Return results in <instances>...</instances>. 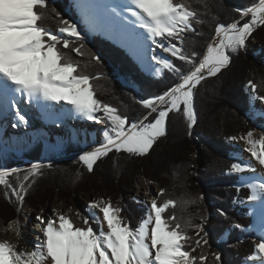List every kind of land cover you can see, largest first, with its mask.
I'll return each mask as SVG.
<instances>
[{
    "label": "snow or ice",
    "instance_id": "1",
    "mask_svg": "<svg viewBox=\"0 0 264 264\" xmlns=\"http://www.w3.org/2000/svg\"><path fill=\"white\" fill-rule=\"evenodd\" d=\"M76 8L90 31L120 38L139 58L146 59L151 46V60L160 66L155 69L156 74L167 69L178 74L180 80L160 95L138 100L148 110L147 114L139 121L130 122L117 108L96 98L93 80L100 77L89 75L88 64L82 65L69 54L79 57L86 54L85 38L76 23L57 13L58 24L53 31L43 24L48 14V0H0V98L6 108L15 110L21 124L27 123L18 106L21 99L45 109L51 104L70 105L71 112L80 118L96 123L107 121L110 127L104 131V142L78 157L89 172L111 152L146 155L166 134L170 113L182 111L187 128L192 129L196 123L194 90L202 81L226 68L230 64L229 53L245 49L253 31L264 25V0L236 9L241 20L250 19L242 24L239 21L227 25L217 23L212 40L198 59V53L189 54L184 48L187 34L195 32L194 24L203 23L191 0H76ZM156 49L189 65L190 70L181 73L171 60L157 55ZM89 55L91 60L100 63L97 55ZM249 85L252 99L264 102V96L255 95L257 85L251 81ZM239 139L247 146L244 151L264 169V135L256 139L248 131ZM41 167L33 164L22 177L21 169H0V186L4 187V196L9 202L15 197L17 204L23 205L30 186L25 182L41 175ZM229 171L243 174L255 173L256 169L250 163L236 162ZM11 177L17 179L15 186ZM239 184L250 189L248 201L260 200L264 210V178L242 175ZM194 202L183 196L179 200L166 198V190L161 188L150 200V206L146 205L147 211L135 227L121 215L120 206L103 198L87 206L98 210L102 219L96 211L90 216L77 212L80 225L69 215L53 209L54 215L46 221L40 215L36 217L39 221L36 227L42 237L37 236L31 250L18 251L8 240L0 241V264H208L209 255L214 264H220L219 253L204 251L208 239L203 223L193 224L191 217L177 216L174 211L168 214L178 205ZM137 203L142 202L137 200ZM92 223L100 226L99 231L94 230ZM234 227L242 226L235 224ZM7 230L19 236V222L10 221ZM190 230L194 235H189ZM198 248L200 253L194 254ZM246 261L264 264V228Z\"/></svg>",
    "mask_w": 264,
    "mask_h": 264
},
{
    "label": "trees",
    "instance_id": "2",
    "mask_svg": "<svg viewBox=\"0 0 264 264\" xmlns=\"http://www.w3.org/2000/svg\"><path fill=\"white\" fill-rule=\"evenodd\" d=\"M254 2L258 0H191L192 8L203 23L194 24L195 32L187 34L185 50L189 54L195 51L199 54L198 59L201 58L207 43L214 36L217 23H243L250 17L241 20L235 10L246 8ZM52 9L56 11L53 12ZM57 13L63 19L76 23L83 33H87L85 27L79 25L80 18L69 0H48V14L43 24L56 31ZM250 37L260 38V52L254 57L258 60L264 58V25L258 26ZM247 41L250 42L249 39ZM84 43V57L69 54L82 65L88 64L86 72L89 75L100 77L93 80L96 98L117 108L130 122L139 121L147 114L148 110L137 103L138 100L160 95L180 82L179 75L167 69H163L159 76L147 74L124 48L100 35L92 38L86 35ZM89 53L97 55L100 63L91 60ZM229 55L230 64L215 77L202 81L194 90L196 123L192 129L187 128L182 111L170 113L166 122V134L157 140L146 155L138 157L111 152L96 162L92 172L78 160L84 150L70 143L66 147L65 156L51 158L50 163L41 165V175L25 182L26 186H30L27 187L23 202L36 209L55 198H65L72 193L89 194L121 186L131 187L143 176L165 189L166 198L179 200L183 196L195 201L178 205L175 209H170L168 214L174 211L177 216L191 217L193 224L203 223L208 239L205 252L219 253L220 264H243L246 257L253 253L254 244L258 241L251 239L243 231L251 225L252 218L249 209L237 201L247 199L250 192L246 187L237 191L238 175L229 171L231 164L235 162L233 154L238 151L230 139L251 131L253 125L248 121L252 124L261 121L260 118L248 119L251 101L246 86L251 81L257 85L255 95L264 96V71L259 63L257 65L248 59L246 51L240 50ZM170 60L181 69V73L186 74L190 70L189 65L176 58L172 57ZM113 74L118 78L130 79L138 86V91L131 86L124 88ZM41 148V143L37 142L29 152L19 157L0 159V166L5 167L3 169L29 168L41 162ZM194 149L200 152L202 165L192 175L191 156ZM10 180L15 186L17 181L12 177ZM4 192V187L0 186V220L3 225H7L19 215V205L15 197H11L9 202ZM116 205L122 208L121 215L132 227L137 225L146 212L145 206L135 202ZM72 219L76 224H81ZM235 224L242 227L235 228ZM189 235H194V232L190 230ZM200 251L198 248L194 254H199ZM208 264H214L211 255Z\"/></svg>",
    "mask_w": 264,
    "mask_h": 264
},
{
    "label": "bare ground",
    "instance_id": "3",
    "mask_svg": "<svg viewBox=\"0 0 264 264\" xmlns=\"http://www.w3.org/2000/svg\"><path fill=\"white\" fill-rule=\"evenodd\" d=\"M90 33L98 32L90 31ZM99 33H102L110 40L121 44L122 47H125V49H127L130 54L134 56L139 66L147 73L152 75H160L162 73L163 69L160 74H156L155 72V69L160 66L156 65L155 62L151 60V46L148 48L147 58L141 59L138 57L137 53L132 50V47L123 43L120 38L114 37L105 32ZM156 54L168 59L167 54L169 53H164L160 49H156ZM255 105L256 108L264 110V102L256 100ZM18 106L22 110V114L25 116L27 123H19L18 119L15 117V110L10 107L6 108L2 98H0V148L4 145V136H8L9 131L12 135L9 136L8 142L13 143L17 149L21 150L29 144L34 143V141L40 136L44 138L46 150L48 148L60 150L67 140L73 139L74 137L79 138L85 143L104 141V131L106 130L104 129V126L106 123L108 124V122L104 121L96 123L95 121L80 118L71 112L70 105L64 104L63 107H61V105L51 104L45 109L37 107L34 104L29 105L26 100L21 99ZM98 115H102V113ZM7 120L11 121L12 129L5 128ZM13 124H17L18 126L13 127ZM251 164L257 169V171L260 172L262 176H264V169H261L259 164L254 159ZM158 191L159 188L157 186L148 184L146 181H142L135 186L128 196L141 198L150 206V200ZM102 198L106 200L104 197ZM21 208L23 209L24 214L28 216V221L22 225L20 220H17L19 222L20 235L17 236L15 231L7 230V226L0 223V241L8 240L10 243L16 245L18 251L31 250L36 242L37 236L42 237V232H40L36 227L37 224H39L36 217L40 215L46 221V219L50 217L51 213L41 210L38 211L36 216H34L26 207L22 206ZM94 211H96L97 215H99L102 219V214H100L98 210ZM66 212L67 211L64 210L61 213L65 214ZM253 215L254 222L260 224V215L256 213H253Z\"/></svg>",
    "mask_w": 264,
    "mask_h": 264
},
{
    "label": "rangeland",
    "instance_id": "4",
    "mask_svg": "<svg viewBox=\"0 0 264 264\" xmlns=\"http://www.w3.org/2000/svg\"><path fill=\"white\" fill-rule=\"evenodd\" d=\"M72 5L73 8L77 11V15L79 16V25L84 26L87 33H83L82 30L80 29V27H78L81 30L82 35L85 36L86 35H90V36H94V35H100L104 38H106L107 40L121 46V44H118L112 40H110L109 38H107L106 36H104L102 33H90V31L88 30V26L85 24L84 20L82 19L79 10L76 8V0H69ZM242 24V23H241ZM94 34V35H92ZM250 42H246V48L242 49L244 52L246 51V55L248 56V59L253 61L254 63H259V65H261L263 71H264V58H260V61L258 60V58L256 59L254 56H257V52H260V46L262 44V41H260V38L256 39L254 37H249ZM122 47V46H121ZM125 49V47H122ZM129 54L130 52L125 49ZM131 55V54H130ZM133 58L134 56L131 55ZM168 59L170 60V58H172V56L170 54H167ZM135 59V58H134ZM136 60V59H135ZM138 63V62H137ZM139 65V64H138ZM142 69V68H141ZM143 70V69H142ZM144 71V70H143ZM146 72V71H144ZM163 72V70H162ZM147 73V72H146ZM149 74V73H147ZM152 75V74H150ZM155 76V75H152ZM157 76V75H156ZM113 77L115 79H117L124 88H128V86L134 87L132 81L130 79H126L124 77H116L115 74H113ZM124 79V81H123ZM138 87V86H137ZM136 91H138V88H135ZM246 91L250 96V101H251V114H249V118L248 119H255V118H260V122H258L257 124H252L251 121H248L249 124L253 125L252 128V132H253V136L254 138L258 139L261 135H264V110L258 109L256 108V100L252 99V89L250 90V85L248 84L246 86ZM75 125V124H74ZM7 126V127H6ZM110 125L109 123L104 126V129L109 128ZM5 128L7 129H12L11 128V121L7 120V123L5 124ZM79 130V129H78ZM12 135L9 131L8 136H4V145L0 148V159H8L11 158V156H21L24 153L29 152L30 148H32L33 146H35L37 144V142L41 143V162L38 163L39 165H47L48 163H50L51 158H55L58 159L60 157L65 156V151L67 150L66 147H68V145L70 143L72 144H76L77 146H79L82 150H84V152L86 151H91L93 150L95 147H98L101 143H103L104 141H99V142H95V143H85L84 141L80 140L77 137H74L73 139L67 140L64 143V146L61 147L60 150H55L52 148H48L46 150L45 148V142H44V138L43 137H38L34 143L29 144L27 147H25L24 149H17L16 146L13 143H9L8 139L9 136ZM241 137V136H240ZM230 142L237 147L238 151L236 153L233 154V157L235 158V162H243V163H250L252 162L253 158L250 156V154L246 151H244V149L247 147L244 143L243 140L239 139V137H236L235 140L230 139ZM82 152V153H84ZM81 153V154H82ZM191 160H192V175L196 174V172L201 168L202 165V159L200 157V152L196 149H194L192 156H191ZM252 165V164H251ZM2 169L5 167L0 166ZM31 167V166H30ZM29 167V168H30ZM18 168V169H23L22 171H25L29 168ZM256 169V168H255ZM21 171L20 176L22 177L25 173H23ZM259 171H255V173L252 172H246L243 174H237L238 175V183L236 184V187L238 188H243L246 186H242L239 184V180L241 178V176H247L250 178H264V176H262L260 174ZM260 174V175H259ZM15 181H17L16 177H12ZM31 179V178H30ZM142 181H146L148 183L149 180H147L145 177L141 176L137 179V181L135 182V184H133V186L131 187H125V186H121L119 188H111V189H106L103 192H91V193H72L70 196L65 197V198H55L52 202L45 204V205H41L38 206L36 209H32L31 207H29L27 204H25L23 202V207H26L27 209H29L32 213V215L36 216V214L38 213V211L44 210L46 212L51 213L50 217L54 215L53 213V209H57L59 212H62L64 210H66L67 212L65 214L69 215L71 218L76 219V221H78L79 223H81L80 219L76 216V213L79 212L81 214V216H90V213L94 210H90L87 206L88 204L93 201V200H100L102 197H104L106 200H110L112 202L113 205L116 204H121V205H128L131 204L133 202L137 203V200L141 201L143 206H145V209L147 211V207L146 205H148L143 199L141 198H137L133 199L134 197L132 196H128V194L131 193V191L135 188V186L138 183H141ZM249 182H252V180H249ZM154 186H157L159 189H161L162 187L154 182L148 183ZM247 188V187H246ZM250 192V189H249ZM251 194V192H250ZM264 195V194H262ZM241 206H245L249 209V215L252 218V223L249 227L244 228L243 231L244 233H246L247 235H249L251 237V239L257 240L258 241V236L259 233L261 231L262 228H264V210H262V205H261V201L257 200L255 202H249L248 199H243V200H239L237 201ZM22 206L19 205V215L13 219V220H20L21 224L24 225L27 221H28V216H26L24 214L23 209L21 208ZM149 206V205H148ZM71 210V211H70ZM253 213H256L258 215H260V224H257L254 222V215ZM91 222V221H90ZM0 223L2 224L1 220ZM8 225V224H7ZM6 225V226H7ZM5 226V225H4ZM92 227L96 228L97 231H99L100 226L98 224L92 223ZM225 239V238H224ZM243 264H250V262H247L245 260V262Z\"/></svg>",
    "mask_w": 264,
    "mask_h": 264
},
{
    "label": "water",
    "instance_id": "5",
    "mask_svg": "<svg viewBox=\"0 0 264 264\" xmlns=\"http://www.w3.org/2000/svg\"><path fill=\"white\" fill-rule=\"evenodd\" d=\"M133 85L135 86V88H138L137 85L135 83H133Z\"/></svg>",
    "mask_w": 264,
    "mask_h": 264
},
{
    "label": "built area",
    "instance_id": "6",
    "mask_svg": "<svg viewBox=\"0 0 264 264\" xmlns=\"http://www.w3.org/2000/svg\"><path fill=\"white\" fill-rule=\"evenodd\" d=\"M260 61V60H259Z\"/></svg>",
    "mask_w": 264,
    "mask_h": 264
}]
</instances>
